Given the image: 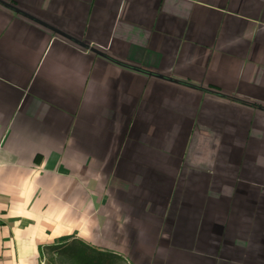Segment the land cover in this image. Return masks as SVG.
<instances>
[{
  "label": "crops",
  "instance_id": "obj_1",
  "mask_svg": "<svg viewBox=\"0 0 264 264\" xmlns=\"http://www.w3.org/2000/svg\"><path fill=\"white\" fill-rule=\"evenodd\" d=\"M0 4V264H264V0Z\"/></svg>",
  "mask_w": 264,
  "mask_h": 264
},
{
  "label": "trees",
  "instance_id": "obj_2",
  "mask_svg": "<svg viewBox=\"0 0 264 264\" xmlns=\"http://www.w3.org/2000/svg\"><path fill=\"white\" fill-rule=\"evenodd\" d=\"M180 84L194 88L184 82ZM44 255L48 257L44 258ZM40 256L42 264H51V256H57L60 260V264H120L119 259L116 257L95 251L76 241H69L63 245L41 249Z\"/></svg>",
  "mask_w": 264,
  "mask_h": 264
},
{
  "label": "water",
  "instance_id": "obj_3",
  "mask_svg": "<svg viewBox=\"0 0 264 264\" xmlns=\"http://www.w3.org/2000/svg\"><path fill=\"white\" fill-rule=\"evenodd\" d=\"M1 5V4H0ZM2 7H5V8H7V9H9L12 13H15V14H19L18 12H16L15 10H13V9H10L9 7H7L6 5H1ZM20 16L22 17V18H24V19H26V20H28V21H31V22H33L34 24H36L37 26H39V27H42V28H44V29H46L47 31H49L51 34H53V35H55V36H57L58 38H60V39H62V40H64V41H67V42H70L71 44H73V45H76V46H78L79 48H83L82 46H80V45H78V44H76V43H74V42H72V41H70L69 39H67V38H65V37H63L62 35H60L59 33H57V32H54V31H52V30H50V29H47L46 27H44V26H42V25H40L39 23H36V22H34V21H32L31 19H29L28 17H26V16H23V15H21L20 14Z\"/></svg>",
  "mask_w": 264,
  "mask_h": 264
},
{
  "label": "rangeland",
  "instance_id": "obj_4",
  "mask_svg": "<svg viewBox=\"0 0 264 264\" xmlns=\"http://www.w3.org/2000/svg\"><path fill=\"white\" fill-rule=\"evenodd\" d=\"M48 257L47 255H44V258ZM51 264H60V260L57 256H51L50 258Z\"/></svg>",
  "mask_w": 264,
  "mask_h": 264
}]
</instances>
